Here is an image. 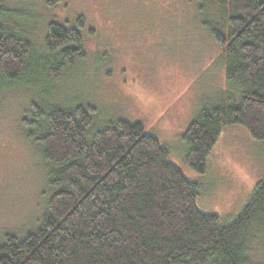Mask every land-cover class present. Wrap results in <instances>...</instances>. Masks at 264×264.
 Here are the masks:
<instances>
[{"label":"trees","instance_id":"1","mask_svg":"<svg viewBox=\"0 0 264 264\" xmlns=\"http://www.w3.org/2000/svg\"><path fill=\"white\" fill-rule=\"evenodd\" d=\"M213 1L228 27L208 28L222 49L229 90L184 133L186 162L199 173L226 127L244 125L264 140V0ZM10 9L0 1V97L33 66L54 79L86 54L78 29L52 22L48 59L37 61L29 38L10 27ZM95 110L33 106L28 138L42 150L54 194L41 228L6 235L0 264H252L253 235L264 231V180L225 223L199 209L201 185L155 135L121 118L92 130Z\"/></svg>","mask_w":264,"mask_h":264},{"label":"rangeland","instance_id":"2","mask_svg":"<svg viewBox=\"0 0 264 264\" xmlns=\"http://www.w3.org/2000/svg\"><path fill=\"white\" fill-rule=\"evenodd\" d=\"M0 1L11 8L8 23L29 38L37 61L48 59L52 22L78 29L86 53L54 79L33 66L0 97V243L7 234L24 237L41 228L54 194L42 150L28 138L35 105L90 104L96 109L92 130L116 118L141 123L201 185L200 210L225 223L241 214L264 180V140L244 125H230L205 173L186 162L184 133L203 107L229 90L222 49L208 28L228 33V27L213 0ZM253 237L250 262L264 264V231Z\"/></svg>","mask_w":264,"mask_h":264}]
</instances>
